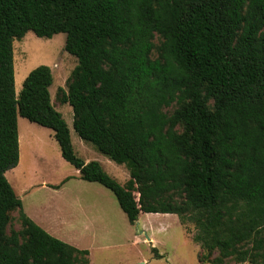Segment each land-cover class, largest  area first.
<instances>
[{"label": "trees", "instance_id": "trees-1", "mask_svg": "<svg viewBox=\"0 0 264 264\" xmlns=\"http://www.w3.org/2000/svg\"><path fill=\"white\" fill-rule=\"evenodd\" d=\"M29 32L66 35L78 64L61 104L81 139L129 165L138 199L76 156L50 67L16 94L13 43ZM18 117L52 130L131 225L174 214L194 224L201 264H264V0H0V264H90L26 215L6 177L19 164ZM14 211L22 230L8 235Z\"/></svg>", "mask_w": 264, "mask_h": 264}, {"label": "rangeland", "instance_id": "rangeland-1", "mask_svg": "<svg viewBox=\"0 0 264 264\" xmlns=\"http://www.w3.org/2000/svg\"><path fill=\"white\" fill-rule=\"evenodd\" d=\"M65 43L63 33L46 39L29 32L14 41L16 94L32 70L41 65L50 67L52 103L68 125L76 156L88 163L99 162L109 176L138 199L129 165L112 161L81 139L74 130L72 107L61 104L59 91L67 90L78 64L77 58L66 52ZM155 43H160L159 37ZM174 108L166 111L171 113ZM18 127L19 164L6 177L21 199L24 212L38 226L78 249L88 250L90 264H201L199 255L204 253L192 240L194 224H182L174 214H141L131 225L110 190L83 181L79 171L63 159L52 130L22 117H18ZM20 230V215L14 211L7 234Z\"/></svg>", "mask_w": 264, "mask_h": 264}, {"label": "crops", "instance_id": "crops-1", "mask_svg": "<svg viewBox=\"0 0 264 264\" xmlns=\"http://www.w3.org/2000/svg\"><path fill=\"white\" fill-rule=\"evenodd\" d=\"M90 162H91V161H90ZM86 163H88V162H86ZM100 165H101V164H100ZM79 173H80V172H79ZM80 178H81V176H80ZM66 181H67V180H66ZM66 181H65V182H66ZM65 182H64V183H65ZM85 182H86V181H85ZM64 183H62L61 185H63ZM89 183H90V182H89ZM48 231H50V233H52V232H53L51 229H50V230H48ZM53 233H54V232H53ZM89 259H90V256H89Z\"/></svg>", "mask_w": 264, "mask_h": 264}]
</instances>
